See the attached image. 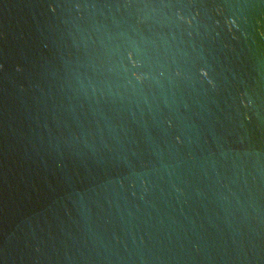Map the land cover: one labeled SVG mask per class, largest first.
Instances as JSON below:
<instances>
[{
    "label": "water",
    "instance_id": "water-1",
    "mask_svg": "<svg viewBox=\"0 0 264 264\" xmlns=\"http://www.w3.org/2000/svg\"><path fill=\"white\" fill-rule=\"evenodd\" d=\"M0 264H264V0H0Z\"/></svg>",
    "mask_w": 264,
    "mask_h": 264
}]
</instances>
